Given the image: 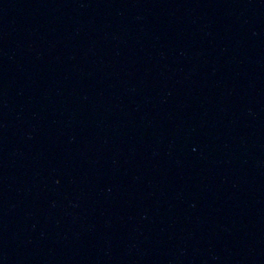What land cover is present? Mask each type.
Masks as SVG:
<instances>
[{"label": "water", "instance_id": "water-1", "mask_svg": "<svg viewBox=\"0 0 264 264\" xmlns=\"http://www.w3.org/2000/svg\"><path fill=\"white\" fill-rule=\"evenodd\" d=\"M102 264H264V0H46Z\"/></svg>", "mask_w": 264, "mask_h": 264}]
</instances>
